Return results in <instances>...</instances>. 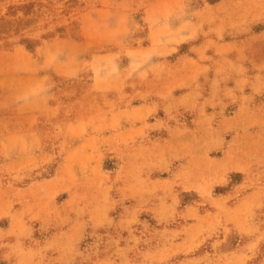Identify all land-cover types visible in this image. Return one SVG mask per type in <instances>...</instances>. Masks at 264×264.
<instances>
[{"label":"rangeland","instance_id":"obj_1","mask_svg":"<svg viewBox=\"0 0 264 264\" xmlns=\"http://www.w3.org/2000/svg\"><path fill=\"white\" fill-rule=\"evenodd\" d=\"M17 50L54 107L0 88V264H264V0H0Z\"/></svg>","mask_w":264,"mask_h":264},{"label":"crops","instance_id":"obj_2","mask_svg":"<svg viewBox=\"0 0 264 264\" xmlns=\"http://www.w3.org/2000/svg\"><path fill=\"white\" fill-rule=\"evenodd\" d=\"M38 51L42 54L44 64V68L41 69L64 77H76L78 75L80 49L74 40L57 38L40 46ZM17 56L25 58V63L19 64L18 68H0V88L11 89L13 98L16 93H24L22 95L26 96L19 100L14 99L16 113H42L53 108L54 99L50 98V94L47 92L49 84H46L45 77L39 73L40 68H36V61L32 58V55L17 50L14 52L13 57L16 58ZM29 132L28 134H41L36 125Z\"/></svg>","mask_w":264,"mask_h":264}]
</instances>
